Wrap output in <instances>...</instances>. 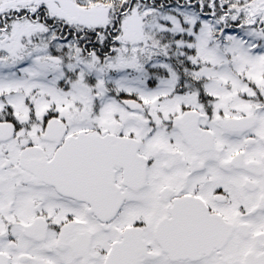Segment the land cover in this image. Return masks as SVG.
Masks as SVG:
<instances>
[{"label":"snow or ice","instance_id":"1","mask_svg":"<svg viewBox=\"0 0 264 264\" xmlns=\"http://www.w3.org/2000/svg\"><path fill=\"white\" fill-rule=\"evenodd\" d=\"M0 264H264V0H0Z\"/></svg>","mask_w":264,"mask_h":264}]
</instances>
